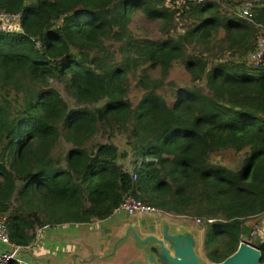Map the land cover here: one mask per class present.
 Masks as SVG:
<instances>
[{
  "label": "trees",
  "instance_id": "trees-1",
  "mask_svg": "<svg viewBox=\"0 0 264 264\" xmlns=\"http://www.w3.org/2000/svg\"><path fill=\"white\" fill-rule=\"evenodd\" d=\"M238 1L0 0V10L23 13L25 30L0 34V213L13 243L29 246L47 225L105 220L132 195L167 214L206 220L211 262L237 251L251 233L247 218L264 214V63L243 60L260 30L239 16L241 7L221 9ZM140 11L162 22V38L134 36L129 26ZM257 16L255 5L264 24ZM221 29L219 47L239 62L192 54L198 45L209 49ZM174 62L197 85L176 89L169 104L146 67L167 75ZM132 80L144 92L137 106ZM123 131L132 171L120 163L129 151L112 141ZM62 142L71 144L67 151ZM229 153L240 163H228ZM256 239L264 263V237Z\"/></svg>",
  "mask_w": 264,
  "mask_h": 264
},
{
  "label": "crops",
  "instance_id": "crops-1",
  "mask_svg": "<svg viewBox=\"0 0 264 264\" xmlns=\"http://www.w3.org/2000/svg\"><path fill=\"white\" fill-rule=\"evenodd\" d=\"M162 213V218L170 224L188 220H178ZM157 219L158 215H139L130 220H125L123 215H112L105 220H93L85 224L47 225L39 228L33 243L24 246L25 253L19 259L24 264H135L138 261L148 264L132 229L142 238L153 233L157 235L160 227L154 225V228H150ZM127 232V239H124ZM199 240L203 251L204 230L199 232ZM2 249L6 247L0 245V251Z\"/></svg>",
  "mask_w": 264,
  "mask_h": 264
},
{
  "label": "rangeland",
  "instance_id": "rangeland-1",
  "mask_svg": "<svg viewBox=\"0 0 264 264\" xmlns=\"http://www.w3.org/2000/svg\"><path fill=\"white\" fill-rule=\"evenodd\" d=\"M217 3L219 2V0H215ZM246 1H251V0H240L238 1L239 4L235 6V8L231 7V6H224V8L222 7L221 9L223 10L224 13H232L235 12V9L237 8V10L242 6L243 3H245ZM255 5H256V16L259 20H263L264 21V14L263 13H259V10H264V0H252ZM241 2V3H240ZM167 3V1H166ZM168 4V3H167ZM169 5V4H168ZM170 6V5H169ZM171 7L174 9H177V7L171 3ZM233 14V13H232ZM264 25V24H262ZM161 26H162V22L161 21H152L148 18L145 17V15L143 14V12H136L133 16V20L130 24V29L132 31V33L134 34L135 37L137 38H141V39H151V40H157L159 38H162L163 35L161 33ZM180 33H184V30L180 29L179 30ZM220 32L218 34H216L214 31L212 33V38L208 41V45L211 46L209 49L204 48V47H199L198 45V50L196 51H200V52H193L192 54H206L210 53L212 56V59L215 62H226V61H235V62H239V57H237L234 54V51H224V47L220 48L219 47V40L223 39L225 36L224 31L221 29L219 30ZM259 35V32H258ZM257 35V36H258ZM257 38L255 39L254 45H257ZM118 46V44H115V49H117L116 47ZM213 47V48H212ZM223 50V51H222ZM250 53L248 55H246L243 60L249 62V58H250ZM221 59V60H220ZM264 63V62H263ZM250 64V63H249ZM147 75H149L151 77V79L154 80H159L160 83L163 84V88L161 89V94L163 93L167 99H168V103L172 104L174 101V93H176V89L179 88H191L194 85H197V81L194 79V77L184 68L183 64L180 62H174L173 63V67L171 68L170 72L167 75H164L162 73V71L160 70H152L151 68H147ZM55 87L58 88V90L60 91L61 96L70 104V106H75V100L69 96L67 94V92L64 90L63 86L59 83H54ZM203 85V84H202ZM204 86V85H203ZM201 87V86H200ZM141 88L138 86V83L136 80H132L131 85H130V90H129V98L132 101V104L134 106H137L143 96V91L140 90ZM129 136L128 133H125L124 131L122 133H116L115 136L112 138V141L119 147L121 153L125 152V151H129V155H133L131 150L128 147V142L129 140ZM109 136L105 135L104 133H102V140H106L108 139ZM71 146V144L68 143H61V147L67 151V149ZM131 155L127 158V159H121L120 163L124 164V167L126 169V171H132V169L135 167L134 166V157ZM226 158V160L228 161V163H240L241 159L238 158L236 155L229 153L227 155L224 156ZM219 159H223L222 157ZM140 197V194L138 195ZM141 198V197H140ZM191 215V214H190ZM171 217L175 218V219H184L187 218L189 219L193 225L194 224V220L196 218L199 217H194V216H177V215H173L170 214ZM257 221H261L264 222V214L260 215V216H256V217H251V218H247L246 220V224L248 226H251V224L253 222H257ZM206 220L202 219V223L200 225H198V228L204 230L205 232V224H206ZM264 237V231L259 235ZM257 239L251 240L249 239L248 236H244V238L241 239V241H247L252 244L253 242L256 243ZM200 257L202 258V255H204V248H203V252L199 253ZM202 261L207 262L205 259H203Z\"/></svg>",
  "mask_w": 264,
  "mask_h": 264
},
{
  "label": "water",
  "instance_id": "water-1",
  "mask_svg": "<svg viewBox=\"0 0 264 264\" xmlns=\"http://www.w3.org/2000/svg\"><path fill=\"white\" fill-rule=\"evenodd\" d=\"M162 214L161 211H158L157 213H139L134 215L126 213L123 215L125 220L133 219L139 215H158L159 219L155 220L152 227L150 226V228H154V225L160 227V232L157 235L153 233L142 238L132 229L133 236L141 247L148 264H264L261 262V249L247 241H241L237 251L221 263L211 262L205 254L201 258L199 253L203 251H201V242L199 240V232L202 230L198 228L200 224L195 221L191 225L189 219L170 224L162 218ZM127 235L128 232L124 239H127ZM25 250H22V253H25ZM203 259L207 262L202 261ZM135 264L142 263L138 261Z\"/></svg>",
  "mask_w": 264,
  "mask_h": 264
},
{
  "label": "built area",
  "instance_id": "built-area-1",
  "mask_svg": "<svg viewBox=\"0 0 264 264\" xmlns=\"http://www.w3.org/2000/svg\"><path fill=\"white\" fill-rule=\"evenodd\" d=\"M215 0H191L193 6H199L203 3ZM239 16L245 21L257 26L260 30L256 49L251 53L249 63L254 67H260L264 62V26L258 24L255 20V5L252 1L243 3L238 12ZM23 13L22 12H8L0 10V34H20L25 33L23 28ZM32 42L36 44L38 49L42 48V43L37 38H32ZM133 180H137V174L133 173ZM159 210L153 206L146 205L141 199L128 195L124 197L122 202L114 209L112 215H124L126 213L134 215L139 213H157ZM260 216V215H259ZM9 217L0 213V245L6 247L0 251V264H24L20 259L22 250L26 249L24 246L13 243L8 231ZM197 223L201 224L202 219L196 218ZM213 223V220H208ZM264 231V222L257 221L251 224V233L249 239H256ZM250 243V241H249Z\"/></svg>",
  "mask_w": 264,
  "mask_h": 264
}]
</instances>
